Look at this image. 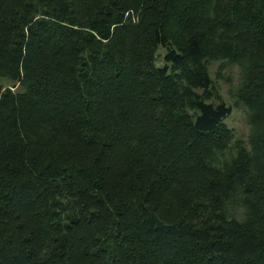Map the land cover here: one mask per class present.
I'll list each match as a JSON object with an SVG mask.
<instances>
[{"label": "trees", "instance_id": "1", "mask_svg": "<svg viewBox=\"0 0 264 264\" xmlns=\"http://www.w3.org/2000/svg\"><path fill=\"white\" fill-rule=\"evenodd\" d=\"M0 264H264V0H0Z\"/></svg>", "mask_w": 264, "mask_h": 264}, {"label": "rangeland", "instance_id": "2", "mask_svg": "<svg viewBox=\"0 0 264 264\" xmlns=\"http://www.w3.org/2000/svg\"><path fill=\"white\" fill-rule=\"evenodd\" d=\"M161 52L164 51L161 49ZM160 63H163L160 60ZM219 67V62L212 64V73L216 80V84L219 87V91L222 97L233 106V113L227 118L228 125L233 128L237 134L245 139H248L250 134L251 126L248 121L247 109L243 106H237L235 104L236 99L233 95L234 89L238 86L241 80L240 68L235 66L231 71H226L224 77L218 75L217 70Z\"/></svg>", "mask_w": 264, "mask_h": 264}]
</instances>
